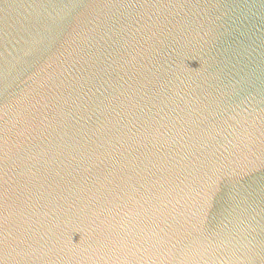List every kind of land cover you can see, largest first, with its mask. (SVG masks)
I'll list each match as a JSON object with an SVG mask.
<instances>
[{
  "label": "water",
  "instance_id": "1",
  "mask_svg": "<svg viewBox=\"0 0 264 264\" xmlns=\"http://www.w3.org/2000/svg\"><path fill=\"white\" fill-rule=\"evenodd\" d=\"M0 264H264V0H0Z\"/></svg>",
  "mask_w": 264,
  "mask_h": 264
}]
</instances>
